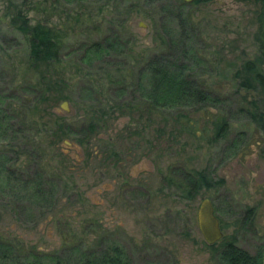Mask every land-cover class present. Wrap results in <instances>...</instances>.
I'll use <instances>...</instances> for the list:
<instances>
[{
    "label": "rangeland",
    "instance_id": "obj_1",
    "mask_svg": "<svg viewBox=\"0 0 264 264\" xmlns=\"http://www.w3.org/2000/svg\"><path fill=\"white\" fill-rule=\"evenodd\" d=\"M10 4L21 6L32 23L75 29L68 43L73 49L65 54L71 53L69 59L77 61L70 64L64 58L65 65L51 75L53 82L66 84L65 90L55 95L69 99H61L54 108L49 122L55 126L39 128L34 136L30 131L0 138V150H15L5 155L11 158L6 165L17 169L20 182L34 181L38 188L42 183L35 194L23 191L20 183L1 185L0 178V235H18L20 247H35L34 240L36 250L62 253L63 236L73 230L69 235L73 243L84 241L89 246L103 240L107 246L115 242L124 249L130 264H222L220 246L209 250L198 228V208L209 199L226 239L235 240L257 264H264V133L248 126L240 93L232 85L239 63L258 51L259 3L206 0L179 7L176 0H83L76 4L65 0H0V95L12 97L8 102L14 103L10 109L14 112L24 106L19 100L21 95L25 98L20 85L27 77L36 76L27 62L26 43L9 25L6 15L14 12ZM70 10H81L84 16L79 21L69 18ZM180 12L188 13L192 21L188 35L194 65L188 75L221 104L215 107L199 102L191 106L195 102L190 101L165 108L161 116L165 120L159 118L154 123L140 120L137 111L121 113L119 109L120 114H102L97 119L99 128L90 132L86 114L96 113L104 104L139 103L136 80L147 59L162 53L171 63L187 61L182 56L184 43L177 40V30L173 31ZM120 24L131 25L121 39L125 47L121 53L103 47L97 61L77 66L84 44L109 40L112 30L122 33ZM88 85L94 92L88 91ZM65 101L71 113L60 109ZM7 109V114L13 115ZM178 113L190 116L198 131L189 133L183 121L181 125L165 122ZM217 115L226 117L230 128L226 137L215 142L209 122ZM10 123L13 129L20 125L13 119ZM54 129L57 140L50 136ZM106 140L129 149L130 142L136 143V156L125 173L134 184H145L147 192L129 191L116 199L112 173L99 176V151ZM139 171L146 174L133 178ZM189 171H208L213 186L186 201L166 180L183 183ZM52 177L55 180L46 181ZM69 254L62 253L63 257Z\"/></svg>",
    "mask_w": 264,
    "mask_h": 264
},
{
    "label": "trees",
    "instance_id": "obj_2",
    "mask_svg": "<svg viewBox=\"0 0 264 264\" xmlns=\"http://www.w3.org/2000/svg\"><path fill=\"white\" fill-rule=\"evenodd\" d=\"M26 1L27 0H23V2ZM65 1L76 4L83 0ZM176 1L179 2V7L185 5L181 0ZM205 1L206 0H197L190 5H197ZM255 1L260 5L257 16L258 29L255 34V42L258 51L252 58L243 59V61L239 63L238 67H236L233 72L232 85L236 88L237 94L240 93L241 110L247 116L248 126H254L256 131L264 133V0ZM108 2L109 1L105 4ZM10 5V9H14V12L9 11L6 15L9 25L26 43L27 62L30 64L32 75L36 76V78L27 77L25 82L19 87L21 93L25 95V98H22L21 95V99H19L24 103L21 110L12 112L10 109L11 105L14 103L8 102V99L12 97H10V95H0L1 139L6 138L7 135H11L12 138H14L16 135L22 134V132L30 133V131H32L31 136H34L39 128L44 129L48 127V124H54L55 126L54 122H49L55 115L54 108L61 99L67 101L69 99L67 96L55 95L59 93V91L65 90L64 87H66V84L59 85L56 81L53 82L51 75L56 73L57 67L65 65L64 63L66 62L64 58H67L70 64H74L77 61H74L72 59L73 57L69 59L68 55H71V53H68V55L65 54L67 49H73L68 47V43L71 39V33L75 34V29L70 30L65 28L67 29L65 30L40 21L32 23L21 6L16 7L15 5ZM179 10L181 9L179 8ZM83 14L81 10H70L68 17L79 21V19L84 16ZM177 17L176 28H174L173 31L177 30L176 35L178 39H176L178 41L180 39L184 43L182 56L186 58L188 62L185 61L184 63H180L177 61L171 63V61L167 59V56L162 53L147 59L144 63V68L139 69L141 74L136 80V89L139 91L137 94L138 98L134 96L136 99L140 100L139 103H134L132 101L130 104L116 103L118 106H116L115 103L104 104L95 111L96 113L90 115L86 114L84 120L90 123L88 126L89 130L92 128L90 132L99 128L97 119H100L102 114L113 116L120 114V112L126 113L128 110L137 111L136 114L139 113L140 120H145L147 123H154L159 118L165 120L161 117L162 114L165 113V108L174 109L180 107L181 104H189L187 102L190 101L195 102L191 106L199 102H202L203 105L211 104V106L215 107L221 104L220 99L210 98L208 94L200 88V85L196 84L194 79L188 75L192 69L191 66L194 65L193 61H190L193 60L194 53L192 51V39L191 36L188 35V32L192 29L190 27L192 21L190 23L191 18L188 13L182 14L180 12ZM120 25L124 29L122 33L121 31L116 30L113 32L114 30H112V36L109 33L107 37L110 38L109 40L102 42L101 39H97L84 44V47L82 46L83 54L80 56L77 66L91 65L94 61H97L101 56L103 47H105L107 51H120L121 53L125 48L124 45L121 46L125 28L131 25ZM145 73L148 75L144 77L143 74ZM119 80L120 79L117 78V81ZM117 85H119L123 93L124 88H122V84L118 82ZM88 91L94 92V87L88 85ZM241 92H243L244 95ZM6 107H8L13 115L9 116L7 114ZM119 109L120 112L118 111ZM179 113L165 122L173 121L177 125H181L183 121L184 124L182 125L185 126V129L189 131V133H196L198 131V125H195L193 119L188 115H179ZM34 117H36V119ZM12 119L19 121V127L13 129L14 126L10 123ZM209 123L215 134L213 136V141L218 142L226 137L230 128L229 120H227L226 117L219 118L217 115L213 118L212 123ZM7 127L9 129H7ZM8 130L10 131L8 132ZM50 136L54 137V140L59 138L55 129ZM54 140H51L49 143L52 148L54 147ZM4 147L6 148L7 146ZM43 150L44 149H42V151ZM0 151V155H3V158L6 157L4 158V162L3 158L2 160L0 159V178L1 180L3 179L1 185L7 184L8 187H10V184L20 183L23 191L26 190L29 193L30 190V193H39L42 183H40L38 188L36 183L32 184L34 181L29 182L22 180V182H20L21 178H19L16 173L17 169H9L8 165H6L11 161V158L5 155L15 152V150H8L7 148V150L2 149ZM58 170L60 171V175L65 172L61 169ZM210 175L211 173L208 171H202L201 173L189 171L185 173V181L183 183H178L171 178H168L166 182L170 187L174 185L177 187L182 199L191 201L200 193L201 189H210L213 186ZM52 180L55 179L52 177L46 181L51 182ZM4 187L5 186H2L1 188ZM3 191H5V189H3ZM73 232V230H69L68 234H66L67 236H63L64 239L61 251L62 253L65 251L70 252L69 255L64 257L61 252L47 253L36 250L37 247L34 246L30 248L20 247L21 241H19L18 235L12 234L9 236L11 238L2 237L0 235V264H130L124 249L115 242H111L107 246L103 240H97L94 244L89 246H87L84 241L73 243V238H69V235H72ZM215 245L220 246V260L222 264H257L256 258L239 248L235 240H228L223 236L222 240L218 243L207 246L208 249L211 250Z\"/></svg>",
    "mask_w": 264,
    "mask_h": 264
},
{
    "label": "flooded vegetation",
    "instance_id": "obj_3",
    "mask_svg": "<svg viewBox=\"0 0 264 264\" xmlns=\"http://www.w3.org/2000/svg\"><path fill=\"white\" fill-rule=\"evenodd\" d=\"M136 143L130 142V149L127 146H121L117 147V144H114L112 141L106 140L104 142L105 146L101 147V151H99V176L100 178H105L108 176L109 173H112V181H113V188L116 192V199L119 200L120 198H124V195L129 194L128 192H133L135 190H141L146 191L143 183L134 184L133 181H130L129 178H127V175L125 173L126 169L128 168V165L131 163V160L136 156L137 151H135ZM145 151V155L147 157L150 156L149 153ZM140 172V171H139ZM143 173V174H142ZM146 173L140 172L139 174H136L133 176L137 177L142 176ZM145 187V188H144ZM147 192V191H146ZM36 220V218L34 219ZM22 223H24L22 221ZM22 225V224H21ZM35 225V222H34ZM23 227H25V224H23ZM27 227H30L29 225ZM222 228V227H221ZM9 237V236H8ZM31 240V239H29ZM35 247H37V244L34 240H32Z\"/></svg>",
    "mask_w": 264,
    "mask_h": 264
},
{
    "label": "water",
    "instance_id": "obj_4",
    "mask_svg": "<svg viewBox=\"0 0 264 264\" xmlns=\"http://www.w3.org/2000/svg\"><path fill=\"white\" fill-rule=\"evenodd\" d=\"M184 4H192L197 0H181ZM60 109L65 113H71L68 102H63ZM69 144V142H66ZM197 223L199 231L208 246H212L223 238L220 221L214 212L213 205L209 199H204L198 208Z\"/></svg>",
    "mask_w": 264,
    "mask_h": 264
}]
</instances>
